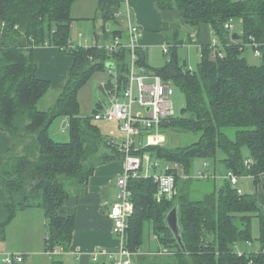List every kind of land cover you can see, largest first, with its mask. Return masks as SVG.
I'll return each mask as SVG.
<instances>
[{
    "label": "trees",
    "instance_id": "trees-1",
    "mask_svg": "<svg viewBox=\"0 0 264 264\" xmlns=\"http://www.w3.org/2000/svg\"><path fill=\"white\" fill-rule=\"evenodd\" d=\"M75 2L0 0V25L6 23L0 37V128L12 138L11 147L0 155V238H5L7 226L20 212L42 208L49 226L46 250H68L73 238L75 211L60 213L69 197L64 181L75 178L82 184L97 165L125 158L120 144L103 134L95 116L81 114L78 92L96 71L107 69L109 61L115 62L123 84L128 78L130 50L123 47L109 52L83 45L72 49ZM123 2L99 0L98 16L104 21L106 38L123 35L122 29L107 32L106 28L111 20L117 24L120 21L116 14ZM156 2L162 9H179L193 28L198 29L204 22L210 24L218 43L202 46L197 71L185 60L180 61L178 43L172 46L169 61L155 69L145 52L137 50L139 67L179 86L185 93L186 106L180 115L162 121L164 143L144 146L136 153L142 157L146 154L150 160L178 162L187 177L177 176L176 196L162 201L156 200L158 184L153 176L129 180L134 213L127 228V246L140 251L145 233H153L175 258L155 261L148 258L151 254L144 253L139 256L142 264H264V211L256 194L240 186L242 179L235 187L224 177L222 185L217 188L214 183L202 199L193 198L187 185L193 178L197 157L203 158L207 170L211 165L207 161L212 159L217 167L223 164L225 172L253 177L255 181L264 172V0ZM231 20L240 23L242 39L233 38L227 29L226 23ZM252 37L259 42L262 53L259 64L249 62L245 56L248 48L254 51ZM44 43L72 54L74 63L53 107L42 110L39 103L48 94L50 82L37 76L33 47ZM60 116L69 120L71 137L67 142L54 140L49 132L53 120ZM230 128H236L233 138L227 133ZM169 130L189 134L190 142L169 145ZM211 173L201 170L199 176L216 178ZM176 204L185 251L166 221ZM255 216L260 220L261 250L240 255L235 244L252 240ZM51 264L64 262L54 258Z\"/></svg>",
    "mask_w": 264,
    "mask_h": 264
},
{
    "label": "crops",
    "instance_id": "crops-1",
    "mask_svg": "<svg viewBox=\"0 0 264 264\" xmlns=\"http://www.w3.org/2000/svg\"><path fill=\"white\" fill-rule=\"evenodd\" d=\"M123 3L124 12L121 14L123 17L118 22V24H124L125 27L126 32L122 30V38L124 41L128 39L127 22L131 18L141 32L139 40L137 41L138 49L143 53L145 52L149 65L154 69L159 68L152 64L153 57L151 53L156 47L167 44L172 48L175 43H178L179 46L194 43L201 53L202 46L212 44L216 39L210 24L204 22L201 23L198 29L193 28L186 23L183 13L179 9H162L158 6L156 0H124ZM98 4L99 0H76L74 3L72 7L73 21H78L81 25L92 22L93 32L89 36L88 33H83L79 30L76 37H72L71 35L72 45H83L84 37L103 42H108L113 39V35H109L107 38L105 37L103 30L104 21L98 16ZM108 24L106 25L107 32L120 29L110 27ZM80 33L86 36L83 34L80 36ZM68 54L70 53L64 52L62 49L53 45H41L34 49V57L38 66L37 76L40 79L50 82L48 94L58 92L60 95L68 82L70 70L74 63V56ZM164 54H167L165 53V48ZM169 58L166 59L165 64L169 61ZM140 69L141 72H144V68L140 67ZM111 74L113 73L111 72ZM110 83L111 80L109 79L107 84L109 85ZM66 120L67 117L64 121ZM109 133L105 134V136L111 138L112 141L121 143L114 139L116 138L113 136L114 134ZM143 133L145 134L146 131H142L141 135ZM11 145L12 138L10 134L0 128V155L4 154ZM220 157L223 158L221 153ZM124 168L125 163L122 159H115L108 163L99 164L95 167L94 172L90 175L87 182L78 184L70 192L68 191L69 197L61 206L60 213L66 214L67 212L75 211L76 219L73 238L68 250H63L58 254V258L64 264H105L106 260L103 256H98V259L94 260V254L103 249L115 250L118 247L119 241L113 233V220L109 216V210L118 198V191L116 192L113 188L118 186L117 178L123 173ZM150 169L147 168L145 174L152 175L149 173ZM217 170H220V172L217 173L214 181L218 188L222 185L224 181L222 178L225 177L227 172H225L223 164H219ZM247 179L248 185L251 188L250 192L256 194L258 203L264 211V172L260 175L258 181H255L253 177ZM35 208H28L20 213L31 212ZM33 216L29 218L28 223L35 222ZM19 217L17 216L16 218ZM46 221L47 218L45 217L43 219V225H46ZM13 225L11 226L13 227ZM12 229H8L5 238H0V260L3 261L5 253H22L24 254V260L21 263H17L22 264L26 262L29 255L36 256L34 253L36 249L29 241L31 238L29 226L25 227V230L21 233L12 231ZM155 238H157L156 235ZM160 243L161 241H159ZM43 251L44 254L42 253L38 257L36 263L51 264L52 260L45 253V249ZM144 253L170 254L166 247L162 249H152L151 247L144 250L141 249L140 254L136 258L137 264H142L140 263L141 257L139 256L141 254L144 255Z\"/></svg>",
    "mask_w": 264,
    "mask_h": 264
},
{
    "label": "built area",
    "instance_id": "built-area-1",
    "mask_svg": "<svg viewBox=\"0 0 264 264\" xmlns=\"http://www.w3.org/2000/svg\"><path fill=\"white\" fill-rule=\"evenodd\" d=\"M116 15L120 16L119 11ZM236 24L233 20L226 23L228 30L233 32ZM5 22L0 25V37L4 33ZM15 28H18L16 25ZM128 28V39L123 40L122 37L116 36L108 42L99 41L97 39L90 40L84 37L85 47H99L108 50L109 52H116L119 49L126 47L130 50V62H129V73L126 81L121 85L122 94L118 92L119 88V73L117 68L111 72L115 76V84L111 88H107L109 85L103 83L102 86L106 87L110 95L114 96L112 105L94 114L96 120H118L120 121L121 128L127 134L126 140L119 143L120 148L125 154L124 163L125 168L117 178L118 185V198L112 204L109 210V216L113 220V233L118 238L119 245L115 250H100L93 256L94 260L98 259V256H103L106 260L105 264H137L136 258L140 254V251H133L127 246V228L129 226V219L134 213V203L131 199V191L129 189V180L132 178H138L141 176H149V174H143L140 170L144 167V160L147 158L149 162V168H156L163 165L161 172H154L153 176L155 182L158 184L157 196L159 197H171L177 193V176L187 177L185 175L184 168H181L178 162H162L158 159L150 160L148 155L145 154L142 157L137 154L140 148L144 146H158L166 141V136L160 131L161 123L164 119L174 116L175 110L173 102L170 100L173 94L172 84L163 80L158 74H147L141 72L138 65V45L137 41L140 37V30L138 26L130 18L127 22ZM82 36V33H80ZM252 42L250 45L253 47V53L256 56H261V50L259 48V42L255 41L254 37L251 38ZM33 40V38H31ZM215 41L212 44H217ZM44 45H51L44 43ZM35 45L33 48L35 49ZM77 45H72L73 49ZM243 47V46H242ZM241 47V48H242ZM169 49L165 48V53H168ZM222 56L223 53L219 52ZM137 82L138 94H134V86ZM122 97V99H120ZM119 98V100H118ZM138 103L141 109H144L145 113L141 110L134 111V104ZM147 107L150 109L147 110ZM66 125L69 126V120L65 121ZM65 123L63 124L64 127ZM146 133L142 134V131ZM138 136H140L138 138ZM139 144V146H138ZM141 144V145H140ZM201 175V173H200ZM228 177L231 183L238 187L242 177L228 172L225 178ZM239 192L241 189L238 188ZM64 249L62 247L54 250L47 251V253L54 255L59 254ZM240 254V253H239ZM241 255V254H240ZM24 260V254L22 253H5L3 262L4 264H17Z\"/></svg>",
    "mask_w": 264,
    "mask_h": 264
},
{
    "label": "rangeland",
    "instance_id": "rangeland-1",
    "mask_svg": "<svg viewBox=\"0 0 264 264\" xmlns=\"http://www.w3.org/2000/svg\"><path fill=\"white\" fill-rule=\"evenodd\" d=\"M121 14L124 12V3H122L121 9H120ZM117 19L121 20L123 16H118L116 15ZM110 27L113 28H120L125 31L124 24H116L113 20H111L108 24ZM81 30L83 33H88L91 34L93 32V24L92 22H87L84 25H81L78 21H73L71 25V35L72 37H76L78 31ZM241 26L240 23H237L236 26V31L234 30L231 32V34L235 32H240ZM126 32V31H125ZM82 33V34H83ZM86 36L85 34H83ZM90 36V35H89ZM161 45L159 47L154 48L155 50L152 51V64L156 65L158 67H161L162 65L165 64L166 59L170 57L171 54V48L169 45L165 44ZM164 48H168L169 52L167 54H164ZM65 52V51H64ZM178 56L181 62H184V60L187 62V64L190 66V68L193 71L198 70V64L200 62V51L197 47L196 44H190L186 46H179L177 49ZM70 55V54H68ZM71 56V55H70ZM245 56L248 58L249 62L253 64H259L261 62V58L259 56H256L253 51H251L250 48L246 50ZM109 79L111 80L110 85L107 88H111L113 85V82L115 84V76L114 74H111V69H104V70H99L94 73V75L86 82L84 86H82L78 92V99L80 103V110L81 114L84 116L87 115H94L96 112H101L107 108H109L112 103L114 96L110 95L106 87L102 86V83H108ZM118 88V92L122 94V82H120ZM173 88V94L171 95L170 100L173 102L174 110H175V115H180L182 113V109L186 106V96L185 93L181 90V88L175 84H172ZM134 94H138V88H137V82L135 83L134 86ZM58 92H52L49 94H46L40 101L39 107L42 109H50L53 107L57 97H58ZM122 99V97H120ZM119 100V98H118ZM141 110L143 113H145L144 109H141L136 102L134 104V111ZM66 116H60L57 117L53 120L51 126H50V135L52 138L56 141L59 142H67L70 137H71V128L70 125H66V122L64 119ZM96 123H98L103 131V134L111 133L114 134L113 136L116 137L114 138L115 140L122 142L126 140L127 134L124 132V130L121 128L120 121L118 120H106V119H100L96 120L94 119ZM65 123L64 127L63 124ZM109 133V134H110ZM227 133L229 136L232 138L235 136L236 133V128H230L227 130ZM167 143L172 146H179V145H185L186 143H189V134L185 133H178L172 130H169L167 132ZM123 136V138H121ZM120 137V138H119ZM122 140V141H121ZM22 150V149H21ZM106 150V149H103ZM223 153H221V156ZM220 157V153H219ZM149 160L146 158L144 160V167L140 172L145 174L147 168H149ZM163 162V161H162ZM207 162H211V165L208 167V170L212 172L213 177H217V174H215V165L216 163L213 162V160H208ZM181 168L183 166L180 164ZM163 169V165H160L156 168H151L149 173L153 174L154 172L159 173ZM204 171L207 172V168L204 167V160L203 158L197 157L194 160L193 168H192V179L190 182H188V187L189 190H191V195L195 199H202L203 196L206 195L209 191L213 189V185L215 183L214 179H209L206 177H201L199 176V171ZM220 172V170H217ZM195 176V177H194ZM212 178V177H211ZM244 178V179H243ZM241 180V187L243 189L247 188V191H250L251 188L248 185V176L245 178V176ZM224 180V178H222ZM65 187L66 189L70 192L72 188H75L76 185L79 183L77 182V179H68L65 180ZM218 182V181H217ZM117 192L119 190L118 186L114 187L113 190ZM176 194H174L171 197H159L156 194V200L162 201L163 199L167 198L168 200H173ZM35 220L34 223L29 222V218L32 216ZM21 216V217H19ZM19 218H16L11 225L7 226V231L8 229H12V231H16L17 233H21L22 231L25 230V227L29 226V234L31 235L30 238V243L35 247L36 251L34 252L36 256L34 255H29L28 259L26 260L25 263L22 264H37L36 260H38V257L43 253V249H45V245L47 243L46 238L49 235V226H48V219L46 221V225H43V219L45 218L44 216V211L42 208H35L31 212L23 213L18 215ZM26 218V219H23ZM20 227H22L20 229ZM20 229V230H19ZM18 230V231H17ZM145 238L143 239V244L141 246V249L144 250L146 248L151 247L152 249H157V248H163L161 243L159 244V241L157 238H155V235L153 233H145ZM260 234H261V227H260V220L258 217H254L252 221V240L250 242H245V241H239L235 244V249L238 253L240 254H250V253H255L259 252L261 250L262 244L260 241ZM13 242V240H12ZM45 253L50 257V259L57 258L58 259V254L51 255L47 253L45 249ZM144 256V255H143ZM150 260H155V261H170L173 258H175V255L173 254H151L148 255ZM54 257V258H52ZM0 264H4L2 260H0Z\"/></svg>",
    "mask_w": 264,
    "mask_h": 264
},
{
    "label": "water",
    "instance_id": "water-1",
    "mask_svg": "<svg viewBox=\"0 0 264 264\" xmlns=\"http://www.w3.org/2000/svg\"><path fill=\"white\" fill-rule=\"evenodd\" d=\"M243 35L235 32L233 33V38L235 39H242ZM116 67V64L114 61H109L107 63V68L109 69H113ZM150 108L147 107V110H149ZM180 212H179V206L178 204H176L166 215V221L167 224L169 226V228L171 229V231L173 232L179 246L182 248V250H186V245L183 241L182 238V228L180 225Z\"/></svg>",
    "mask_w": 264,
    "mask_h": 264
}]
</instances>
